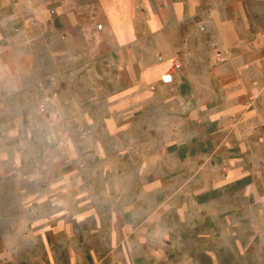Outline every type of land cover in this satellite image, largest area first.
I'll return each mask as SVG.
<instances>
[{
    "label": "crops",
    "instance_id": "1",
    "mask_svg": "<svg viewBox=\"0 0 264 264\" xmlns=\"http://www.w3.org/2000/svg\"><path fill=\"white\" fill-rule=\"evenodd\" d=\"M42 113L49 130L101 132L98 183L87 156L26 172L19 150L2 155L0 194L17 202H0V264H154L163 239L218 264L219 243H264V0H0L2 146L47 129ZM126 140L137 156L108 152ZM202 148L225 167L216 188ZM222 200L258 217L214 221L203 240L187 211Z\"/></svg>",
    "mask_w": 264,
    "mask_h": 264
},
{
    "label": "rangeland",
    "instance_id": "2",
    "mask_svg": "<svg viewBox=\"0 0 264 264\" xmlns=\"http://www.w3.org/2000/svg\"><path fill=\"white\" fill-rule=\"evenodd\" d=\"M45 100V99H44ZM45 103V101L43 102ZM44 106V104L42 105ZM39 108V106H38ZM41 122L43 123V127L47 126V129H43L42 131H27V132H18L20 137L16 139V144L20 146H13V147H5L2 146V140L4 139L2 136V133L0 132V172H1V156L5 154L10 153H19L22 157L25 159V164L22 165V170L26 172H32V171H49L52 170L53 166L58 167L59 171H71L73 172L75 168H79L82 166V162L78 159V163H69V161L74 160L78 156H87L89 158V171H91V176L89 179V187L95 188L97 186V179L93 178L94 173L98 169L96 161V155L98 153H101V148L97 147L99 144V140L102 139L101 132L95 131V130H86V131H53L49 130V115H44L42 113L41 116ZM108 144V142H107ZM109 150L108 152L113 153L114 150L121 151L120 153L122 155H129V156H137L138 152L136 149L138 148H132V143L128 140L121 142L120 146L119 143L114 146L112 142H109ZM150 154H156L158 156H161L165 154V147H158L155 148V151L152 152L151 148L147 149ZM204 155L202 156V176H203V188H216V185L211 181L210 177L211 175L219 176L220 179L223 178V174L225 172L223 171L224 165L222 162L217 163L215 161L216 157L213 156V154L208 153L209 148H202ZM108 154V153H106ZM140 154V153H139ZM206 154V157H205ZM54 156V157H53ZM128 156V157H129ZM57 160V162H55ZM80 161V162H79ZM75 165V168L72 167ZM123 165L129 166L130 163H126L125 159L123 161ZM161 163L152 162L149 163L147 166L148 171L151 172H157L160 174V169L158 166H160ZM259 168V165L257 166ZM124 170L123 168H121ZM237 169L241 170L240 167ZM243 180V179H242ZM239 180L241 183H236L232 187H241L244 185H247L249 180L244 179L243 181ZM150 183L152 182L149 180ZM110 182V181H109ZM108 183V181H107ZM15 185H17L15 183ZM1 179H0V190H1ZM10 185H6L8 187ZM111 187H115L116 185L111 181L110 184ZM11 187V186H10ZM227 187V186H225ZM92 197V193H90V199ZM96 197V196H93ZM183 201L186 203H192L190 196H181ZM223 194L220 191V195L217 197L216 195L205 193L201 197V203L202 205H206L210 203V198L212 199H223ZM187 198V201L184 200ZM170 202H174V199L172 200V197L169 199ZM160 201V200H159ZM168 201V200H167ZM0 202L5 203H16L17 198L16 196H2L0 194ZM218 204V210L216 212H209L208 210H202L201 212H195L192 213L191 211H187V214L189 218L194 217V224L200 225L202 229V237L208 238V234H204V229L208 228L209 225L214 221H231V220H238L240 218L245 220H253L254 218L258 217V211L253 210L251 207L247 208L246 205L244 209H241L240 206L239 209L237 208H229L232 202L226 201L223 202L220 201ZM235 206V205H234ZM251 206V204H250ZM223 207H226V211L222 209ZM228 209V210H227ZM228 230H230V233L232 237L235 236V234H238L236 230H239L237 226L232 227H226ZM238 228V229H237ZM242 229V228H241ZM249 230H251V233L255 230L253 226L248 227ZM241 230H239V235H241ZM189 237V234L186 233ZM182 235L184 239H186L185 242H187L188 238L187 236ZM252 236V234H249ZM254 237H249L245 240L244 247L242 251H234L235 249L233 247L232 250L229 248L232 247V245L229 246L228 249L226 248L225 243H219V260L218 264H264V243L258 242V240H254ZM238 241V240H236ZM171 245L170 241H167L165 239L161 240L160 243H158V246L162 250L160 251L161 257L154 258L153 263L154 264H209V260L202 257L201 259L198 257L199 252L191 251L189 250V246L184 248V251L178 252V251H167L168 247ZM172 247V245H171ZM171 247H169L171 249ZM222 247V248H220ZM237 250V249H236ZM236 256V257H235Z\"/></svg>",
    "mask_w": 264,
    "mask_h": 264
},
{
    "label": "built area",
    "instance_id": "3",
    "mask_svg": "<svg viewBox=\"0 0 264 264\" xmlns=\"http://www.w3.org/2000/svg\"><path fill=\"white\" fill-rule=\"evenodd\" d=\"M97 28L100 29V26H98ZM178 67H179L178 62L176 60L173 61L172 64H171L172 70H177Z\"/></svg>",
    "mask_w": 264,
    "mask_h": 264
},
{
    "label": "bare ground",
    "instance_id": "4",
    "mask_svg": "<svg viewBox=\"0 0 264 264\" xmlns=\"http://www.w3.org/2000/svg\"><path fill=\"white\" fill-rule=\"evenodd\" d=\"M168 77H166V76H163V80H166Z\"/></svg>",
    "mask_w": 264,
    "mask_h": 264
}]
</instances>
